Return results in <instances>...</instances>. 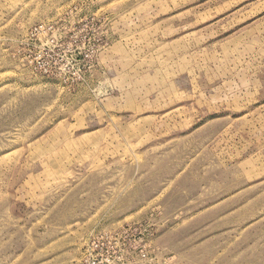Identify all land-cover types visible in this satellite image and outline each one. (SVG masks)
<instances>
[{"label":"rangeland","instance_id":"1","mask_svg":"<svg viewBox=\"0 0 264 264\" xmlns=\"http://www.w3.org/2000/svg\"><path fill=\"white\" fill-rule=\"evenodd\" d=\"M0 264H264V0H0Z\"/></svg>","mask_w":264,"mask_h":264}]
</instances>
